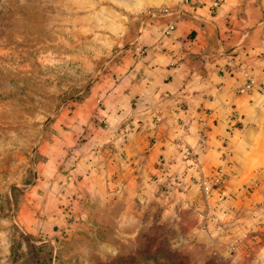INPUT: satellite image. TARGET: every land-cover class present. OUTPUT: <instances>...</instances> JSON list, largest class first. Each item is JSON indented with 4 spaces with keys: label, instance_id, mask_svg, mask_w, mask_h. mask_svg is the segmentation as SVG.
Masks as SVG:
<instances>
[{
    "label": "crops",
    "instance_id": "1",
    "mask_svg": "<svg viewBox=\"0 0 264 264\" xmlns=\"http://www.w3.org/2000/svg\"><path fill=\"white\" fill-rule=\"evenodd\" d=\"M93 2L92 78L45 118L15 219L53 237L138 202L205 256L264 264V0Z\"/></svg>",
    "mask_w": 264,
    "mask_h": 264
},
{
    "label": "rangeland",
    "instance_id": "2",
    "mask_svg": "<svg viewBox=\"0 0 264 264\" xmlns=\"http://www.w3.org/2000/svg\"><path fill=\"white\" fill-rule=\"evenodd\" d=\"M93 3L0 0V264H223L177 241L138 202L53 237L30 234L15 219L34 183L45 118L92 78L84 73L92 61L82 56L99 45L86 42L99 30Z\"/></svg>",
    "mask_w": 264,
    "mask_h": 264
},
{
    "label": "built area",
    "instance_id": "3",
    "mask_svg": "<svg viewBox=\"0 0 264 264\" xmlns=\"http://www.w3.org/2000/svg\"><path fill=\"white\" fill-rule=\"evenodd\" d=\"M180 4H187L188 0H178ZM217 3L212 4V8H216ZM161 14H168L169 11L167 8H162L159 10ZM174 26L173 23H168L165 27V34L172 32ZM252 85V81L250 78L246 79V83L239 89V92L247 91ZM223 182V172L221 168H216L213 172L212 177L209 181H201L200 182V189L203 193L208 194L211 190H220Z\"/></svg>",
    "mask_w": 264,
    "mask_h": 264
}]
</instances>
